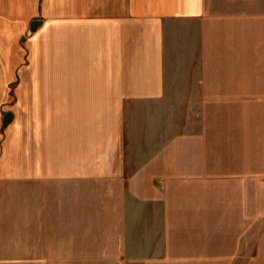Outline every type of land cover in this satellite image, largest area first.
Segmentation results:
<instances>
[{"label": "crops", "instance_id": "1", "mask_svg": "<svg viewBox=\"0 0 264 264\" xmlns=\"http://www.w3.org/2000/svg\"><path fill=\"white\" fill-rule=\"evenodd\" d=\"M218 1L0 0V39H12L0 41V110L12 101L1 95H19L20 105L19 118L3 122L0 116V194L6 183L40 205L46 185L54 184L65 189L69 206L77 190L87 193L94 181L124 184L130 106L151 108L169 94L194 89L215 95L221 77H252L205 69L209 46L220 42ZM34 19L40 24L30 31ZM262 115L259 230L247 199L252 172L244 171L228 176L244 191V201L227 227L218 215L198 213L136 216L156 221L158 230H0L1 243L36 244V251L0 252V264H88L92 238L101 239L95 242L101 264H264V110ZM145 168L144 187L160 190L158 182L174 180L166 167L140 171ZM216 174L198 168L200 194L215 186ZM203 200L210 202L200 195L199 204Z\"/></svg>", "mask_w": 264, "mask_h": 264}, {"label": "rangeland", "instance_id": "2", "mask_svg": "<svg viewBox=\"0 0 264 264\" xmlns=\"http://www.w3.org/2000/svg\"><path fill=\"white\" fill-rule=\"evenodd\" d=\"M218 3L220 42L216 44L215 40V46H209L205 69L220 70L224 75L251 72L252 77H221L218 79L220 93L215 95L194 89L193 93L169 94L168 99L151 108L148 103L130 106L125 112L124 184L113 182L109 186L94 181L87 193L77 190L76 201L68 206L64 205L65 189L59 185H46L39 205L36 198L24 197L20 189L10 188L5 183L0 194V230L153 229L156 221L139 222L135 221L136 216L171 215L178 219L198 213L218 215L227 227V219L239 216L244 201V191L235 189L228 176L244 171L252 172L247 182L252 183V189H247V199L252 203L253 229L259 230L264 0H219ZM0 41L7 43L12 39ZM1 96L12 97V101H6L0 116L11 111L19 118V95ZM144 166L151 167L153 172L166 167L173 173L174 180L165 184L158 182L160 190L144 187L143 173L147 169L140 171ZM200 167L215 171L218 179L214 187L201 194L196 183ZM181 175L192 181L182 182ZM200 195L209 197L210 202L203 200L199 204ZM247 208L249 210V206ZM178 224L183 225V222L173 225ZM91 240L88 264H101L100 244H95L101 239ZM4 241L0 242V252L11 255L36 251L32 246L36 244L31 242L17 246L9 244V239Z\"/></svg>", "mask_w": 264, "mask_h": 264}, {"label": "water", "instance_id": "3", "mask_svg": "<svg viewBox=\"0 0 264 264\" xmlns=\"http://www.w3.org/2000/svg\"><path fill=\"white\" fill-rule=\"evenodd\" d=\"M40 24V20L34 19L30 22L29 28L30 31H34L36 27ZM13 117V113L10 111H7L3 115V122H9Z\"/></svg>", "mask_w": 264, "mask_h": 264}]
</instances>
